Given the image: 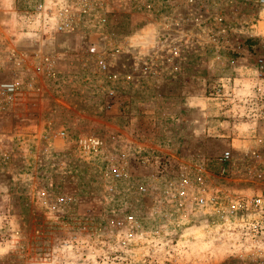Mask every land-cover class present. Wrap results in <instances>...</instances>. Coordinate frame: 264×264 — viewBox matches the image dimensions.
<instances>
[{"label": "rangeland", "instance_id": "obj_1", "mask_svg": "<svg viewBox=\"0 0 264 264\" xmlns=\"http://www.w3.org/2000/svg\"><path fill=\"white\" fill-rule=\"evenodd\" d=\"M29 1L0 0V78L41 88L0 116V264H264V205L227 217L264 198V0H108L105 31L87 18L68 35L22 29ZM107 36L128 47L101 72ZM44 130L66 134L49 156ZM209 194L214 209L193 199Z\"/></svg>", "mask_w": 264, "mask_h": 264}, {"label": "built area", "instance_id": "obj_2", "mask_svg": "<svg viewBox=\"0 0 264 264\" xmlns=\"http://www.w3.org/2000/svg\"><path fill=\"white\" fill-rule=\"evenodd\" d=\"M32 1V0H31ZM29 1L23 9H18L21 15L22 29H34L39 31L41 34H71L76 32L77 27L86 20L87 18L96 21L102 31H105V24L108 20L109 3L108 0H33ZM188 3L192 4L193 0H188ZM219 18L214 17L217 21ZM106 47L102 49L97 54L96 64L101 72L109 71V62L111 57L118 56L127 51V43L124 38H113L107 36ZM43 63L50 76L55 75V69L53 68L52 61L49 59L40 60L36 67L39 69L40 63ZM39 66V67H38ZM109 77L114 80L120 81V76L117 73H109ZM38 80L36 76L29 75L26 81L21 82L17 78L5 79L0 78V116H5L9 114L12 108L17 103V100L24 92L37 93L41 90L40 86L37 84ZM53 136H59L65 138L66 134L64 130L53 132L41 131L36 135L37 144L36 149L40 155H51V140ZM79 152L83 155H98L104 152L105 144L103 140L98 136H81L76 140ZM3 156L6 155L5 152L2 153ZM229 154L226 152L223 154L222 158H228ZM37 158L35 157V161ZM199 172L206 173V167L204 164L199 163L197 165ZM123 172L120 167L114 168L112 171V178L118 180L121 178ZM141 191L146 192L147 188L141 186ZM106 189L108 192L114 191V186L112 184H107ZM167 194L173 196L176 199V205L180 208H184L185 201L189 195L187 193V188L184 183L176 185L169 183ZM47 195L50 197L53 195L51 191H47ZM57 199V198H56ZM59 199V197H58ZM196 204L201 208L214 209L218 206V200L213 195H197L193 196ZM57 202V201H56ZM231 203V208L228 209V216L236 218L239 207H249V205L255 207H262L264 205V198L261 196L252 197L251 200H245L244 198L237 197ZM249 203V204H248ZM52 206V203L49 205ZM126 220L131 226L137 227L136 219L133 215L126 216ZM254 222V221H253ZM252 222V223H253ZM250 223V222H248ZM256 225L253 224L247 227L246 232L252 233L257 230ZM132 234V230L130 231Z\"/></svg>", "mask_w": 264, "mask_h": 264}, {"label": "crops", "instance_id": "obj_3", "mask_svg": "<svg viewBox=\"0 0 264 264\" xmlns=\"http://www.w3.org/2000/svg\"><path fill=\"white\" fill-rule=\"evenodd\" d=\"M10 170V169H9ZM5 218H7V217H5ZM7 239V238H6ZM0 250H2L3 252H8V250H7V247L6 248H1V246H0Z\"/></svg>", "mask_w": 264, "mask_h": 264}]
</instances>
